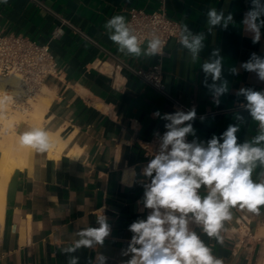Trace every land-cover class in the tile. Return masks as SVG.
Here are the masks:
<instances>
[{
    "label": "crops",
    "instance_id": "crops-1",
    "mask_svg": "<svg viewBox=\"0 0 264 264\" xmlns=\"http://www.w3.org/2000/svg\"><path fill=\"white\" fill-rule=\"evenodd\" d=\"M161 7L181 24L183 35L190 34L189 40L203 36L195 59L181 41L169 40L162 63L166 93L196 109L194 120L186 122L194 129L190 142L207 147L229 125L238 127V144L252 143L261 134L240 94L241 89L264 93V80L243 67L253 55L264 59V26L254 42L255 32L244 23L255 7L253 0H0V34L50 45L62 74L45 82L51 104L42 129L61 130L70 139L55 157L33 148L27 165L9 179L0 222V264H69L73 258L77 264H99V255L104 264H127L132 258V253L125 255L134 235L129 226L152 212L142 202L151 177L143 174L149 162L138 142L167 129L170 122L163 116L172 114V100L134 72L154 65L157 56L144 55L145 45L139 57L119 52L104 25L114 15L127 21L132 8L153 12ZM211 9L225 19L232 16L226 28L223 21L209 24ZM261 21L264 14L257 24ZM216 59L221 75L214 81L203 65ZM225 82L227 91L217 97L213 85ZM15 128L21 135L33 129L24 122ZM71 150L77 157L69 155ZM262 173L264 167L258 165L253 180L259 182ZM125 174L131 187L122 182ZM197 193L203 198L208 189L202 186ZM231 211L233 218L221 231L223 243L208 237L191 213L188 227L222 264H264V206L259 214L239 207ZM99 215L111 229L103 245L64 251L81 238L80 231L99 226Z\"/></svg>",
    "mask_w": 264,
    "mask_h": 264
},
{
    "label": "clouds",
    "instance_id": "clouds-1",
    "mask_svg": "<svg viewBox=\"0 0 264 264\" xmlns=\"http://www.w3.org/2000/svg\"><path fill=\"white\" fill-rule=\"evenodd\" d=\"M253 4L255 7L247 13L244 23L255 32L256 42L260 38V27L264 26V21L257 24L259 17L264 14V5L260 4V0H253ZM208 17L210 25H220L223 21L225 28L228 21L232 20L231 15L225 19L224 14H218L215 9L208 12ZM104 27L119 52L136 57L142 54L143 41L134 34L124 16L114 15ZM187 31L185 27L184 32ZM189 35H182L181 43L192 52L195 59L202 47L203 36L197 35L189 40ZM162 47L163 42L153 33L143 54L157 55L161 53ZM243 67L248 71H256L259 78L264 80V59L253 55L252 60ZM203 70L211 74L214 81L219 80L220 59L205 63ZM213 88L218 97L227 91V83L219 87L213 85ZM240 94L245 96L248 102L246 107L252 118L260 123L261 134L252 143L238 144V127L234 125H229L221 137L213 136L207 147L195 142L188 143L185 137L194 134V129L191 123L185 122L194 120L195 109L163 116L164 120L170 122L165 125L168 131L162 137L159 154L143 169L144 176L151 177V182L144 186L142 202L152 212L146 220H137L129 226L134 235L125 255H133L127 264H222L196 232L190 231L188 214L191 213L194 221L202 225L208 237L223 243L221 231L225 229V222L232 220L233 208H246L251 213H260L261 206H264V173L259 182L253 180L252 174L258 165L264 167V147L258 146L264 142V93L241 89ZM216 102L219 103L218 100ZM154 115L159 117L160 112ZM21 143L39 152H46L52 147L48 132L42 128L24 132ZM122 182L128 187L132 186L127 174ZM202 186L208 189V194L203 198L197 193ZM161 209L166 211L162 213ZM176 212L180 215L177 216ZM97 223L98 227L80 231L78 235L81 238L64 251L71 253L81 247L103 245L111 229L104 215L97 217ZM97 259L99 264H104V256L99 255ZM69 264H77V259H71Z\"/></svg>",
    "mask_w": 264,
    "mask_h": 264
},
{
    "label": "built area",
    "instance_id": "built-area-1",
    "mask_svg": "<svg viewBox=\"0 0 264 264\" xmlns=\"http://www.w3.org/2000/svg\"><path fill=\"white\" fill-rule=\"evenodd\" d=\"M128 13L127 22L133 28L134 34L143 41L141 46L145 45L147 47V41L152 38L153 33L163 42L161 53L156 55L157 62L147 69H136L134 71L135 74L157 92L172 100V114L178 111L187 113L195 109L192 105H186L177 99H172L166 93L163 83L162 63L167 56L166 46L171 39L181 41V36L183 35L181 24L170 18L163 7L153 12L132 8ZM61 24L73 28L64 19H61ZM73 30L78 32L75 28ZM61 74L62 69L49 44L42 45L22 35L0 34V78L11 75L19 77L15 94L8 99L11 109L22 112L31 109L32 104L41 94L43 87H45L46 80L58 78ZM167 131L168 129L158 132L153 137L138 142L148 162L159 154L162 137ZM185 140L191 143L188 135ZM153 174L155 175V173Z\"/></svg>",
    "mask_w": 264,
    "mask_h": 264
},
{
    "label": "bare ground",
    "instance_id": "bare-ground-1",
    "mask_svg": "<svg viewBox=\"0 0 264 264\" xmlns=\"http://www.w3.org/2000/svg\"><path fill=\"white\" fill-rule=\"evenodd\" d=\"M18 83L17 75L0 78V222H2L4 214L7 183L16 169H23L27 165L29 152L33 149L21 143V134L17 132L15 126L24 122L33 129L42 128L46 111L51 104L50 95L43 87L31 109L26 112H8L11 109L8 99L15 94ZM6 96L8 97L6 98ZM47 132L52 145L47 151L51 157H55L66 150L70 139H64L61 130ZM69 155L77 157V152L71 150Z\"/></svg>",
    "mask_w": 264,
    "mask_h": 264
},
{
    "label": "rangeland",
    "instance_id": "rangeland-1",
    "mask_svg": "<svg viewBox=\"0 0 264 264\" xmlns=\"http://www.w3.org/2000/svg\"><path fill=\"white\" fill-rule=\"evenodd\" d=\"M8 96H9V95H8ZM8 96H6V98H7ZM6 98H4V99H6ZM13 111H14V112H19V111H17V110L15 111V110H12V109H9L8 112H13Z\"/></svg>",
    "mask_w": 264,
    "mask_h": 264
}]
</instances>
